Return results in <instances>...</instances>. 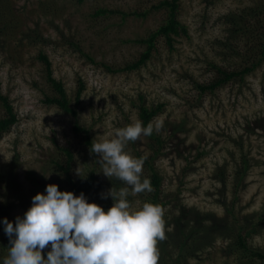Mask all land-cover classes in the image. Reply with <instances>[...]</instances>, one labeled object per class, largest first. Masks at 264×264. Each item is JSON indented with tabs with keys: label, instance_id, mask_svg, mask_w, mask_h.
<instances>
[{
	"label": "rangeland",
	"instance_id": "rangeland-1",
	"mask_svg": "<svg viewBox=\"0 0 264 264\" xmlns=\"http://www.w3.org/2000/svg\"><path fill=\"white\" fill-rule=\"evenodd\" d=\"M161 1L0 0L1 92L17 115L0 135V221L22 217L48 184L67 191L58 167L67 160L65 149L74 154L75 180L86 182L93 172L94 185L83 193L107 211L113 200L102 195L127 185L102 174L98 154L74 130L76 120L98 141L140 121L142 104L162 106L152 124L165 144L151 160L162 178L158 264H244L245 253L234 246L239 233L264 252V62L213 91L203 93L198 85L217 79L213 65L228 71L250 65L251 42L233 32L226 17L253 9L247 20L261 29L264 0H180L178 18L188 34L176 37L173 49L159 38L144 66L122 70L146 50L138 41L165 22L168 10L157 8ZM101 9L107 12L98 14ZM41 54L72 106L83 83L76 118L46 102L56 92ZM5 116L0 101V120ZM150 145L141 135L125 146L143 160L141 179L151 175L145 163L154 154ZM242 157L248 162L243 178ZM152 194V188L129 190L127 199L139 209ZM184 227L185 236L195 234V243L182 242ZM9 246L0 223V259Z\"/></svg>",
	"mask_w": 264,
	"mask_h": 264
},
{
	"label": "clouds",
	"instance_id": "clouds-1",
	"mask_svg": "<svg viewBox=\"0 0 264 264\" xmlns=\"http://www.w3.org/2000/svg\"><path fill=\"white\" fill-rule=\"evenodd\" d=\"M153 130L151 123L144 126L137 120L115 129L114 138L93 140L91 151L100 158L102 174L127 185L102 195L113 200L107 211L90 203L83 192L76 195L48 184L44 193L32 197L22 217L0 221L10 245L0 264H158L157 239L164 238L162 209L151 202L132 208L129 190L151 191V183L141 179L143 160L125 150L128 141Z\"/></svg>",
	"mask_w": 264,
	"mask_h": 264
},
{
	"label": "trees",
	"instance_id": "trees-1",
	"mask_svg": "<svg viewBox=\"0 0 264 264\" xmlns=\"http://www.w3.org/2000/svg\"><path fill=\"white\" fill-rule=\"evenodd\" d=\"M82 2L83 0H79ZM180 7V0H163L157 6L158 9L165 8L168 10L167 18L163 24L159 26V28L149 34L148 37L144 39H140L138 42L146 45V50L140 55L139 59L135 62L126 65L122 70L126 71H133L141 68L144 66L147 61L151 58L152 52L156 49V43L159 38H164L166 44L169 48L173 49L175 38L181 35H187L188 30L185 25H183L179 18H178V10ZM253 9L245 10L243 12L237 13L236 15H228L226 18L228 22L232 26L233 32L241 33L243 36H247L248 42H251V47L247 50V57H246V67L239 71H228L219 66L213 65L212 67L217 70L218 77L212 83L207 85H198V88L201 92L213 91L216 88L220 87L224 83H227L230 80H233L236 77H243L255 71L262 62H264V26L257 28H253L249 21L247 20L248 14H253L251 12ZM107 10L101 9L98 11V14H104ZM241 14V15H240ZM250 17V16H249ZM233 48V46L231 47ZM39 58L42 60L44 65L46 66L47 70V81L51 85V87L56 92V96L54 97H47L46 102L48 104L57 105L61 110L65 113L71 114L73 117L78 116L77 107L80 105V98L85 90L83 83H81L80 88L77 92V96L75 99V106H72L71 100L68 97L66 89L61 81H58L53 76L52 70V63L49 60L48 56L45 54H41ZM0 101L5 109L6 116L0 120V135L9 131L10 128L17 122V115L14 111V107L7 96H5L1 92V83H0ZM162 109V106H147L146 104H142L139 107V117L140 121L143 122L144 126H147L149 123L152 124L154 118L158 116ZM74 130L77 133H82L84 136V142L88 146L90 152L96 157L97 154L91 151V144L93 142L92 136L90 134V130L86 127H83L79 124V122H75ZM153 126V124H152ZM153 133L148 137L150 140V148L153 151V156L150 157L148 160H145V163L149 165L151 175L149 176V180L151 183V188L153 189V194L148 198V202L158 204L162 207L163 203L160 200L159 193L162 184V178L159 173L155 170L152 165V159H155L156 156L161 152L164 148V140L163 138L157 134L154 126H153ZM67 154V160L65 163H59L58 167L63 171L66 176V180L68 182V189L67 191H71L76 195H79L81 192H85L90 190L91 187L94 185L95 175L93 172L90 173L86 182L75 180L72 176L71 170L73 168V161H74V154L70 149H65ZM244 172L242 174V178L245 175V172L248 170V162L246 158L242 157ZM94 171V170H93ZM179 224V223H177ZM185 226V225H184ZM186 227V226H185ZM184 227V231L181 233V237L185 239L182 241L184 244H188L190 239H193V243L196 242V239L192 238L193 235L186 234V228ZM178 236V235H177ZM237 240H235L234 246L239 248V251L244 252L241 262L244 264H255L259 262L260 264H264V252L260 249H255L251 247L248 242L247 238L244 237L241 233L237 235Z\"/></svg>",
	"mask_w": 264,
	"mask_h": 264
}]
</instances>
